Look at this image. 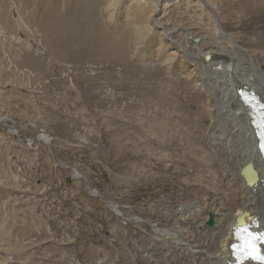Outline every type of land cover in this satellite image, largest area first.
I'll return each mask as SVG.
<instances>
[{
	"label": "rangeland",
	"instance_id": "374dc122",
	"mask_svg": "<svg viewBox=\"0 0 264 264\" xmlns=\"http://www.w3.org/2000/svg\"><path fill=\"white\" fill-rule=\"evenodd\" d=\"M211 1L243 48L264 52V0ZM129 3L110 17L106 0H0V264H149L150 223L186 200L183 178L206 179L205 92L177 60L144 58L150 37L135 43L131 14L121 23ZM208 19L184 0L161 17L195 23V38Z\"/></svg>",
	"mask_w": 264,
	"mask_h": 264
},
{
	"label": "bare ground",
	"instance_id": "6f19581e",
	"mask_svg": "<svg viewBox=\"0 0 264 264\" xmlns=\"http://www.w3.org/2000/svg\"><path fill=\"white\" fill-rule=\"evenodd\" d=\"M119 1L106 0L110 17L116 12ZM129 1L131 3L126 5L121 23L126 24L131 14L133 19L129 23L132 28H129L135 43L150 37L146 52H143L144 58L155 62L163 59L157 63L166 70H171L177 60L179 75L192 80L194 86L205 92L204 105L211 121L205 147L201 148L205 154L198 163L204 168L206 179L199 181L201 179L194 178L190 182L183 178L180 182H184L183 188L188 192L185 191L186 200L182 196L177 197V204L174 202L177 206L163 212L162 221L150 223L153 232L149 238L158 244L159 251L150 248L145 252H148V260L153 258L149 264H232L229 243L232 240L231 227L237 224V220L244 225L253 219L260 229L264 227V162L262 153L257 150L248 107L237 93L241 87L251 89L258 95L257 100L264 103V52L243 48L235 35L223 28L211 0H184L187 5L192 2L198 4L201 12L208 15L209 38H195L191 31L195 23H177L174 27H167L161 21L167 9L179 5L181 0ZM159 98L164 109L165 99ZM166 116H160L162 126L168 123ZM8 128L10 133H14V128ZM36 128L39 133L35 139L50 148L51 134L39 126ZM26 140V143L31 141L30 138ZM54 162L67 166V163ZM73 168L74 179H82L80 172ZM94 190L88 189L91 195L103 200L97 189ZM103 203L118 218L126 220L118 208L119 204L112 201ZM213 211L216 218L214 215V222L209 226L206 219ZM195 219L198 220L192 223ZM200 222L204 224L197 227ZM200 227L202 231L198 230Z\"/></svg>",
	"mask_w": 264,
	"mask_h": 264
},
{
	"label": "snow or ice",
	"instance_id": "6c2138e0",
	"mask_svg": "<svg viewBox=\"0 0 264 264\" xmlns=\"http://www.w3.org/2000/svg\"><path fill=\"white\" fill-rule=\"evenodd\" d=\"M252 99L254 100L255 98L253 97ZM260 109H264V105L255 107L257 118L254 120V123L260 130L261 139L264 141V112H261ZM261 147L264 148V143L261 144ZM235 234L243 241L239 247L234 246V253L237 255V258L239 259L242 255L248 256L259 260L260 264H264V255L259 254L256 248L257 241L264 240V234L254 235L247 228H237Z\"/></svg>",
	"mask_w": 264,
	"mask_h": 264
},
{
	"label": "water",
	"instance_id": "95a60500",
	"mask_svg": "<svg viewBox=\"0 0 264 264\" xmlns=\"http://www.w3.org/2000/svg\"><path fill=\"white\" fill-rule=\"evenodd\" d=\"M195 40H197V39H195ZM243 89L245 90V92H244L245 94L255 95V92H251V89H250V90H246L245 87H243ZM247 101L253 102L252 99H247ZM256 103H257V102H256ZM254 104H255V103H254ZM260 111H261V110H260ZM14 133H15V135H17L16 131H14ZM245 168H246V167H244V168L242 169V171L245 170ZM213 222H214V214H213V213H209V215H208V217H207V219H206V223H207L209 226H211V225L213 224ZM237 225H241V223H240L239 220H237Z\"/></svg>",
	"mask_w": 264,
	"mask_h": 264
}]
</instances>
